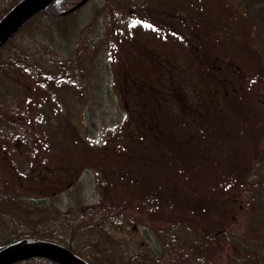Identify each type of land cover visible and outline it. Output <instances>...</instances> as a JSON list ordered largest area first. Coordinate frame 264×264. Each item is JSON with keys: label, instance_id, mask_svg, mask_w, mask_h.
<instances>
[{"label": "trees", "instance_id": "1", "mask_svg": "<svg viewBox=\"0 0 264 264\" xmlns=\"http://www.w3.org/2000/svg\"><path fill=\"white\" fill-rule=\"evenodd\" d=\"M18 1L0 0V18ZM75 1L62 0L60 3L68 5ZM88 1L62 15L47 10L39 11L0 46V140L23 135L26 126L20 120L28 112L31 88L44 89L47 86L68 84L80 90L88 77L85 60L93 53L90 50L92 46L100 42L98 48L101 50L105 43L109 42V45L115 42L113 39H120V34L125 37L124 32L126 27L131 26V20L143 21L148 27H157L185 41L191 52L212 73L224 102L238 106L239 117L244 113L243 109L247 108L248 100L253 103L255 93L261 95L259 103H264V0H215L216 16H211L212 19L217 18L220 26H228L225 22L230 17L235 18L239 24L237 34L241 35L238 40L260 60V63L253 64V76L248 77L250 84L243 82L242 71L228 60V52H218L211 26L199 21L202 16L197 9L190 13V9L183 11L175 8L170 3L176 0L161 4H156L154 0H103L100 6L88 12L101 29L94 35L82 32V18L86 11L83 8ZM80 11L82 17L78 16ZM123 24L125 27H121ZM148 54L149 58L152 57L149 64L155 72L157 85L137 83L129 73L134 71H126L124 68L119 71V81L116 83L118 97L115 99L122 104L123 116L129 114V120L134 117L133 139H145L150 143L154 141L164 156L173 160V164L182 173L186 172L188 179L191 177L190 185L193 186L196 198L195 209L210 212L217 207L219 202L215 196L210 195L211 188L222 196L234 193L232 188L242 191L245 200L238 203L237 209L244 215L243 235L237 236L229 230L235 214L229 215L227 207L223 208L221 215H225L229 222H220L213 230L206 229L203 232L210 240L226 237L228 242H232V251L226 255L225 264H264V140L261 142L264 126L259 130L255 150L241 156L240 151L233 146V135H230L219 113L222 107L212 99L210 92L207 91V97L203 93L197 94V104L188 103L193 102L196 91L179 75L180 66L174 61ZM103 62V68L110 72L107 53ZM110 90L108 84L106 95L113 101ZM141 90L145 91L146 102L134 104L131 95L141 97ZM212 110L216 111L217 118L212 116ZM147 136H150V140L146 139ZM141 144L139 142L138 145ZM141 152L137 153L135 160L146 159ZM216 173L222 177L225 185L209 179ZM3 188L0 185V247L22 237H38L66 245L91 264L98 263L84 252L91 256L94 252L95 256L103 258L114 254L105 234L109 219L115 215L110 211L113 208L111 204L110 208H106L98 201L86 204L80 210L71 208L70 212L67 210L59 214L55 208L45 205L43 199L24 200L14 191ZM154 193L158 191L154 190ZM150 197L151 194L144 205H147ZM217 200L221 199L218 197ZM147 217L152 218V214H147ZM175 219L168 217L166 221L172 220L170 224L173 225ZM196 228V231H200ZM62 229H65V233L60 235L58 232ZM82 231L86 235L80 251L74 247V240ZM95 242H99V252L95 251ZM162 251L148 244L132 251L128 249L122 254L120 264H202L200 261H183L181 256L179 261L169 259ZM16 264L57 263L43 258H31Z\"/></svg>", "mask_w": 264, "mask_h": 264}, {"label": "rangeland", "instance_id": "2", "mask_svg": "<svg viewBox=\"0 0 264 264\" xmlns=\"http://www.w3.org/2000/svg\"><path fill=\"white\" fill-rule=\"evenodd\" d=\"M166 1L154 0L156 4ZM60 2L62 0H54L49 6L50 11L58 12L71 5ZM102 2L89 0L86 3L82 32L97 35L98 30L101 31L88 12ZM170 4L183 11L190 9V13L197 9L202 16L199 21L209 24L212 34L216 36L212 38L214 42L217 40L218 52H228V60L242 71L243 82L249 83L253 66L260 60L238 40L241 35L237 34V20L230 17L225 22L228 26H220L217 18L212 19L211 16H216L215 0H176ZM82 14L78 12V16L82 17ZM131 22L124 32L125 37L120 34V39H113L115 42L109 45V42L105 43L101 50L98 48L100 42L95 48L92 46L90 50L93 53L85 60L88 77L80 90L68 84L44 89L31 88L28 112L20 120L26 126L23 135L0 140V185L24 200L43 199L45 205L55 208L59 214L67 210L70 212L71 208L80 210L86 204L98 201L106 208H110L111 204L113 208L110 211L115 215L109 219L105 234L114 254L103 258L95 256L94 252L92 256L84 252L98 264H120L128 249L132 251L147 244L158 247L163 250L164 256L176 261L181 256V260L187 259L188 262L225 264L226 255L232 251V242H228L226 237L210 240L203 231L213 230L220 222L227 224L229 219L221 215L223 208L227 207L229 215L235 214V217H231L229 230L237 236L243 235L244 215L237 209L238 203L245 200L243 192L232 188L234 193L222 196L211 188L210 195L219 202L217 207L210 212L195 209L191 177L188 179L186 172L182 173L173 160L164 156L154 141L150 143L141 137V141L133 139L134 117L129 120V114L123 116L122 104L115 99L118 97L116 83L124 68L134 71L129 73L137 83L157 85L155 72L149 64L152 57L149 58L148 53L176 62L180 66L179 75L196 91L193 102L188 103L197 104L196 95L203 93L207 97L209 91L212 99L222 107L219 113L230 135H233V146L241 156L255 150L259 130L264 126V103L258 101L261 95L255 93L253 103L242 97L249 103L239 117L238 106L224 102L212 73L191 52L185 41L157 27H148L143 21ZM138 46H141L140 50ZM106 53L110 72L103 68ZM94 54L96 56L92 59ZM108 84L113 101L106 95ZM131 96L134 104L146 102L145 91H142L141 97ZM212 116L217 118L216 111L212 110ZM146 139L150 140V136ZM263 140L264 137L261 142ZM122 142L124 144L121 146ZM139 142L143 145H138ZM103 146L108 148L104 149ZM139 151L146 159L135 160ZM209 179L225 185L218 173ZM200 182L203 184V178ZM153 189L158 193H154ZM149 194L151 199L144 205ZM218 197L222 203L217 200ZM147 214H152V218H148ZM168 217L177 218L173 220V225L170 224L172 220L166 221ZM195 226L200 231H196ZM58 233L62 235L65 229ZM85 235L82 231L74 240V247L80 251ZM95 245V251L99 252V242H95Z\"/></svg>", "mask_w": 264, "mask_h": 264}, {"label": "water", "instance_id": "3", "mask_svg": "<svg viewBox=\"0 0 264 264\" xmlns=\"http://www.w3.org/2000/svg\"><path fill=\"white\" fill-rule=\"evenodd\" d=\"M54 0H19L0 18V46L41 10L55 15L70 13L87 0H77L66 9L52 12ZM43 258L57 264H91L64 244L38 237H22L0 247V264H16L25 259Z\"/></svg>", "mask_w": 264, "mask_h": 264}]
</instances>
